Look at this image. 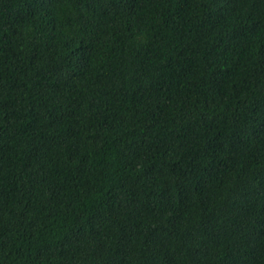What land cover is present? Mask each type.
<instances>
[{"label":"trees","instance_id":"trees-1","mask_svg":"<svg viewBox=\"0 0 264 264\" xmlns=\"http://www.w3.org/2000/svg\"><path fill=\"white\" fill-rule=\"evenodd\" d=\"M0 264H264V0H0Z\"/></svg>","mask_w":264,"mask_h":264}]
</instances>
